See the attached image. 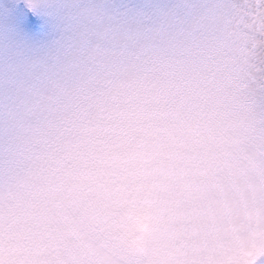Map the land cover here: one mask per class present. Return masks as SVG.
Returning <instances> with one entry per match:
<instances>
[{"label":"clouds","instance_id":"obj_1","mask_svg":"<svg viewBox=\"0 0 264 264\" xmlns=\"http://www.w3.org/2000/svg\"><path fill=\"white\" fill-rule=\"evenodd\" d=\"M0 264H264V0H0Z\"/></svg>","mask_w":264,"mask_h":264}]
</instances>
